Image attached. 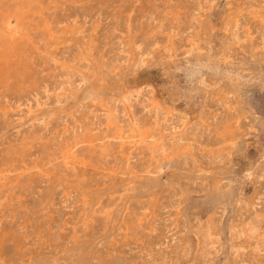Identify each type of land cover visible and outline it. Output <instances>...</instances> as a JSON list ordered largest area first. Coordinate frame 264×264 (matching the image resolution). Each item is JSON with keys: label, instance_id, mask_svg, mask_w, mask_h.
I'll list each match as a JSON object with an SVG mask.
<instances>
[{"label": "rangeland", "instance_id": "1", "mask_svg": "<svg viewBox=\"0 0 264 264\" xmlns=\"http://www.w3.org/2000/svg\"><path fill=\"white\" fill-rule=\"evenodd\" d=\"M0 264H264V0H0Z\"/></svg>", "mask_w": 264, "mask_h": 264}, {"label": "bare ground", "instance_id": "2", "mask_svg": "<svg viewBox=\"0 0 264 264\" xmlns=\"http://www.w3.org/2000/svg\"><path fill=\"white\" fill-rule=\"evenodd\" d=\"M260 222V221H259Z\"/></svg>", "mask_w": 264, "mask_h": 264}]
</instances>
